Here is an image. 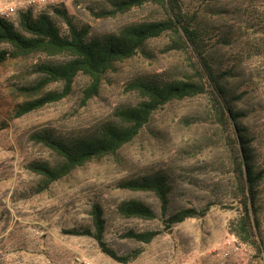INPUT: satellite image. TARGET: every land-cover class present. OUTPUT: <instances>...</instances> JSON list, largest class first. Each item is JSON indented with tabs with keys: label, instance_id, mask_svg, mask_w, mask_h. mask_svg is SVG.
I'll return each mask as SVG.
<instances>
[{
	"label": "rangeland",
	"instance_id": "1",
	"mask_svg": "<svg viewBox=\"0 0 264 264\" xmlns=\"http://www.w3.org/2000/svg\"><path fill=\"white\" fill-rule=\"evenodd\" d=\"M114 0H45L32 7L35 16L49 13L61 30L68 25L55 12L66 9L90 35L115 33L126 25L165 19V10L145 3L125 13L103 16ZM12 0H0V7ZM184 13L195 16L204 51L217 73L231 72L227 85L240 99L243 124L253 138L257 166L264 170V0H180ZM19 27V11L9 18ZM170 34L150 39L138 54L117 62L105 75L99 95L84 102L90 79L79 74L71 93L60 101L18 117L17 106L64 84L51 83L40 92L26 91L43 78L39 65L62 62L66 56L36 53L11 58L0 65V264H264V253L232 233L242 217L240 192L228 144V130L217 116L211 95L175 100L156 110L139 135L116 155L88 162L41 191L42 177L29 169L33 161L56 164L61 158L32 135L51 130L73 138L95 132L115 119V110L142 98L129 90L137 77L157 75L166 80L194 74L187 55L171 49ZM8 48L0 44V49ZM163 172L173 187L168 215L178 209H203L206 216L188 218L168 232L160 199L153 192L131 191L120 183ZM144 201L157 213L154 220L126 218L119 205ZM104 210V241L119 256L141 249L128 263L102 251L92 236L68 233L92 228V210ZM264 243V177L256 199ZM159 230L150 243L126 237L129 231Z\"/></svg>",
	"mask_w": 264,
	"mask_h": 264
},
{
	"label": "trees",
	"instance_id": "2",
	"mask_svg": "<svg viewBox=\"0 0 264 264\" xmlns=\"http://www.w3.org/2000/svg\"><path fill=\"white\" fill-rule=\"evenodd\" d=\"M150 2L161 6L167 17L126 25L118 32L98 36L90 35L89 26L80 27L75 24L66 9L55 8V12L68 25L66 33L49 13L43 12L35 16L32 8L19 11V27L9 18L0 17V44L8 45V48L0 49V65L11 58L36 53L67 57L62 62L39 65L43 78L37 85L25 88L26 91L40 92L51 83L61 82L64 84V89L60 92H47L18 105L16 109L18 117L67 97L79 74H84L90 79L83 100L89 101L99 95L105 75L117 62L136 56L150 39L163 34H170L171 49L184 52L194 71V74L186 79L166 80L157 75L135 78L129 84V90L138 93L142 100L136 105L118 107L115 110V119L105 122L91 134L62 138L51 130L34 133L32 139L56 153L61 161L56 164L33 161L28 167L42 177L41 191H43L88 162L116 155L139 135L153 113L167 103L209 93L220 123L228 130V144L241 195L242 217L238 228L231 231L252 245L259 254H263L264 243L257 235L260 221L256 199L264 170L257 166L253 138L243 124L245 113L238 110L235 105V100L241 97H236L226 83L232 73L230 71L217 73L213 69L203 49L204 42L200 31L194 26L196 17L184 13L180 0H114V8L105 10L102 14L115 16ZM120 187L131 191L153 192L160 199L164 215L163 229L168 232L188 218L206 216L212 206L208 204L203 209L185 207L168 215L173 187L169 175L163 172L127 179L120 183ZM119 212L126 218L143 220L157 218V213L150 205L137 199L123 201L119 205ZM92 215L94 229L74 228L68 233L94 237L103 252L123 263L132 261L140 254L142 250L137 249L128 256H119L104 241L106 220L104 210L99 204L94 206ZM160 234L159 230L143 232L131 230L125 236L150 243Z\"/></svg>",
	"mask_w": 264,
	"mask_h": 264
},
{
	"label": "built area",
	"instance_id": "3",
	"mask_svg": "<svg viewBox=\"0 0 264 264\" xmlns=\"http://www.w3.org/2000/svg\"><path fill=\"white\" fill-rule=\"evenodd\" d=\"M66 1L67 0H57L58 3ZM43 3H45V0H12L11 3L0 7V17L10 18V16L16 14L20 10L40 6L43 5Z\"/></svg>",
	"mask_w": 264,
	"mask_h": 264
}]
</instances>
